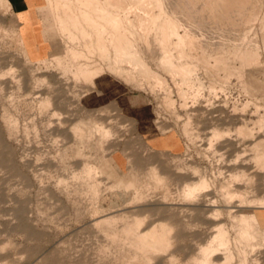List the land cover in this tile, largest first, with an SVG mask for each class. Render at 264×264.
<instances>
[{
	"label": "rangeland",
	"instance_id": "374dc122",
	"mask_svg": "<svg viewBox=\"0 0 264 264\" xmlns=\"http://www.w3.org/2000/svg\"><path fill=\"white\" fill-rule=\"evenodd\" d=\"M55 1L29 0L22 30L8 0H0V264H264L263 228L251 231L257 244L246 234V221L264 222L253 210L264 207L260 24L240 40L230 0H212L209 18L201 15L203 3L195 11L199 18L184 15L179 0H159L150 8L167 35L158 27L148 34L139 31L132 0H111L122 26L108 22L94 30L82 23L84 30H66L59 20L76 3ZM250 7L240 16L264 20V0H250ZM202 17L217 22L204 25ZM185 29L195 36L173 46L174 32L184 36ZM113 35L127 36L165 82H149L124 61L114 65ZM165 44L175 64L198 68L191 83L160 65ZM251 46L259 60L249 63L240 55ZM181 49L192 57L180 59L175 51ZM98 90L105 104L89 105ZM161 130L180 139V154L146 146V135ZM119 155L124 167L118 174L133 175L126 181L107 177L103 166ZM162 225L170 230L168 247H141L139 234ZM210 248L216 253H207Z\"/></svg>",
	"mask_w": 264,
	"mask_h": 264
},
{
	"label": "bare ground",
	"instance_id": "6f19581e",
	"mask_svg": "<svg viewBox=\"0 0 264 264\" xmlns=\"http://www.w3.org/2000/svg\"><path fill=\"white\" fill-rule=\"evenodd\" d=\"M56 1H62V2H65V4H69V2L68 1H70V0H56ZM55 1V2H56ZM105 2H102V1H100V0H73V3H76L75 4V6H73L72 7V5L69 7V8H73V12L71 13V15L70 16H66L65 17V19H60L59 20V24H60V26L62 25V27L64 28V29H66V30H69V29H75V31H77L76 29H80V30H84L83 29V25H82V23H90V25H91V27L95 30V29H100L101 28V25L103 24V23H107L108 24V22H112V23H115V24H119V25H121L122 26V20H121V18L119 17V15L116 13L117 12V9L119 8V5H117V4H114L111 0H104ZM153 1L154 2H157V1H159V0H132L131 2H132V9L131 10H133L134 11V13L136 14V17H137V19H136V21H137V23H138V25H139V31L141 32V29L144 31V32H148V34H149V31L150 30H153L154 28L156 29V30H158L156 27H158V28H160L162 31H163V34H162V36H165V35H167L166 33H165V27H166V25L164 24V23H159V24H157L156 23V21H155V18H154V16H153V12H152V10H156V9H152L151 10V8L150 7H153L152 6V3H153ZM177 1V0H176ZM214 1V0H213ZM218 1V0H217ZM220 1V0H219ZM222 1V0H221ZM225 1V0H224ZM231 1V7L233 8L232 10H233V12H234V14L233 15H231L232 16V20L234 21H236L237 19H240V20H237V22L236 23H238V25H235V26H237V28H238V30L242 33V37L240 38V40H244L245 38H247V36H249L250 34V32L253 30V27L256 25L255 23H259L260 24V27L259 28H262V29H259L260 31L261 30H263V32L262 33H264V20H262L261 19V17H260V15H252L251 17H250V20L249 19H245V16L244 17H242V16H240V14L242 15L246 10H244V7L246 8L248 5H249V7H250V0L248 1V0H230ZM229 1V2H230ZM61 2V3H62ZM71 2V1H70ZM180 2H181V0H179V5H177L178 7L180 6V7H182V8H185V7H187V8H185V9H187L186 11H185V9H184V15L186 14L185 12H188L189 11V13H190V11H191V13H193V12H195L196 11V9L198 10L199 8H201L202 7V13L204 12L205 14H206V16L209 18V16H208V13H211L212 12V9L210 8V6H211V3H212V0H186V1H184V2H187V5L185 4L184 6L182 5L181 6V4H180ZM226 2H228V1H226ZM225 2V3H226ZM229 2H228V4H229ZM252 3H254V1H251ZM255 2H257V1H255ZM181 3H183V0H182V2ZM203 3V4H202ZM51 4V3H50ZM58 3H56V6H58L57 5ZM63 4V3H62ZM72 4V3H71ZM130 4V3H129ZM157 4V3H156ZM184 4V3H183ZM198 4H200L199 6H198ZM201 4H202V6H201ZM244 4H245V6H244ZM248 4V5H247ZM254 4H256V3H254ZM176 5V4H175ZM174 4H173V7L175 6ZM216 5H217V3H216ZM62 6H65V5H62ZM176 6V7H177ZM201 6V7H200ZM214 5H212V7H213ZM220 6V5H219ZM228 6V5H227ZM251 6H254V5H252L251 4ZM256 6V5H255ZM68 6H66V8H67ZM155 7V6H154ZM168 8H169V6H167ZM177 7V8H178ZM226 7V6H225ZM229 8H230V5L228 6ZM182 8H180V9H182ZM215 6H214V12H215ZM220 8H221V6H220ZM219 8V9H220ZM251 9H252V7H250ZM256 8V7H255ZM62 9V8H61ZM161 9V8H160ZM169 9H171V8H169ZM222 9H224V7L223 8H221V10ZM247 9H249V8H247ZM259 9V8H258ZM63 10H66V9H63ZM168 10V9H167ZM183 10V9H182ZM200 10V9H199ZM199 10H198V13H200L199 12ZM226 10V9H225ZM242 10H244V12H242ZM67 11H69V9L67 10ZM119 11V10H118ZM160 11V10H159ZM179 11V10H178ZM178 11H176V12H178ZM218 11V10H217ZM216 11V12H217ZM224 11V10H223ZM230 11V10H229ZM260 11V10H259ZM70 12V11H69ZM131 12V11H130ZM161 12V11H160ZM170 11H168V13H169ZM172 12H173V9H172ZM176 12H175V14H176ZM214 12H213V14H214ZM227 12V11H226ZM231 12V11H230ZM233 12H231V13H233ZM242 12V13H241ZM123 13V12H122ZM124 13H126V15H127V11L126 12H124ZM188 13V14H189ZM201 13V15L203 16V15H205L204 13L202 14ZM246 13H247V11H246ZM65 14V13H64ZM66 14H67V12H66ZM187 14V15H188ZM193 14H195L196 15V17H197V15L198 14H196V12L195 13H193ZM225 14V13H224ZM229 14V13H228ZM260 14V13H259ZM167 15V14H166ZM177 15V14H176ZM186 15V16H187ZM189 15H191V17H192V14H189ZM195 15H193V17L195 16ZM200 14L198 15V17L199 16H201ZM230 15V14H229ZM170 15H168V17H169ZM185 16V17H186ZM205 16V17H206ZM164 17H166V16H164ZM184 17V18H185ZM206 17V18H207ZM213 17V16H212ZM212 17H211V20H212ZM227 17H228V15H227ZM124 18H125V15H124ZM170 18V17H169ZM176 18V17H175ZM183 18V19H184ZM188 18H189V16H188ZM200 18V17H199ZM198 18V19H199ZM205 18V19H206ZM207 18V19H208ZM222 18H224V17H222ZM229 18V17H228ZM126 19V18H125ZM166 19V18H165ZM187 19V18H186ZM204 20V17H202L201 18V20H202V22H203V20L206 22V21H208V20ZM230 19V20H231ZM167 20V19H166ZM185 20V19H184ZM190 20V19H189ZM195 20H196V18H195ZM200 20V19H199ZM214 20H215V18H214ZM54 21V20H53ZM173 21V20H172ZM171 21V22H172ZM191 21H194V19L192 20L191 19ZM190 21V22H191ZM209 21H210V19H209ZM127 22V21H126ZM217 22V21H216ZM216 22H212L213 24L214 23H216ZM221 22H223V21H221ZM225 22H226V20H225ZM129 23V22H128ZM169 23V22H168ZM173 23V26H174V23H176L175 21H173L172 22ZM189 23V22H188ZM192 23V22H191ZM204 23V22H203ZM207 23V22H206ZM212 23H211V21L210 22H208L206 25H208L209 24V26H211L212 25ZM110 24V23H109ZM194 24H199V21H198V23H197V20H196V23L194 22ZM201 24V23H200ZM211 24V25H210ZM219 24H220V22H219ZM219 24H217L218 26H219ZM222 24V23H221ZM224 24V23H223ZM232 23H229L228 21L224 24V25H222V27H224V28H226V29H228L229 30V28H231L232 27V25H231ZM130 25V24H129ZM137 25V26H138ZM171 25V24H170ZM176 25V24H175ZM178 25V24H177ZM180 25H182V24H180ZM204 25H205V23H204ZM57 26V25H56ZM100 26V27H99ZM117 26V25H116ZM172 25H171V27H173ZM199 26V25H198ZM201 26H202V24H201ZM221 26V25H220ZM234 26V25H233ZM55 27V26H54ZM97 27H99V28H97ZM113 27H114V25H113ZM119 27V26H118ZM117 27V28H118ZM176 27V26H175ZM186 27V26H185ZM194 27H195V25H194ZM193 27V28H194ZM207 27V26H206ZM57 28V27H56ZM187 28V27H186ZM191 28V27H190ZM212 28V27H211ZM233 28H235V27H233ZM123 29V28H122ZM134 29V28H133ZM136 29V28H135ZM170 29V28H169ZM175 29V28H174ZM189 29V28H188ZM101 30H103V29H101ZM118 30V29H117ZM120 30V29H119ZM125 30V29H124ZM176 30H177V28H176ZM186 30V33H185V35L184 36H180L178 33H177V31H175L174 33L176 34V36H177V38H179V40H178V43H173V46H176V47H180V45H185L186 44V40H187V35H190V36H193L194 34H193V32L191 31V30H187V29H185ZM193 30V29H192ZM107 31V30H106ZM106 31H105V33H106ZM134 31H136V30H134ZM162 31H161V33H162ZM201 31H202V29H201ZM227 31V30H226ZM234 31V30H233ZM54 32V31H53ZM103 32H104V30H103ZM102 32V33H103ZM120 32H121V30H120ZM128 32V31H127ZM153 32V31H152ZM151 32V33H152ZM158 32V31H157ZM255 32V31H254ZM66 33V32H65ZM69 33V32H68ZM104 33V34H105ZM131 32H129V34H130ZM154 33V32H153ZM170 33H171V31H170ZM240 33V34H241ZM108 34V33H107ZM106 34V35H107ZM137 34V33H136ZM158 34V33H157ZM173 34V33H172ZM196 34H198V33H196ZM249 34V35H248ZM252 34V33H251ZM55 35H57V32H56V34ZM66 35V34H65ZM84 35V34H83ZM132 35V34H131ZM134 35V34H133ZM150 35H153V34H150ZM169 35H171V34H169ZM254 35V34H253ZM74 36V35H73ZM82 36V35H81ZM88 36V35H87ZM109 36V35H108ZM149 36V35H148ZM154 36V35H153ZM156 37L155 38H157V35H155ZM172 36V35H171ZM195 36V35H194ZM193 36V37H194ZM197 36V35H196ZM254 36H256V35H254ZM91 36H89V38H90ZM151 37V36H150ZM167 37H170V36H167ZM189 37V36H188ZM232 37V36H231ZM261 37V36H260ZM69 38V37H68ZM134 38V37H133ZM148 38V37H147ZM146 38V39H147ZM153 38V37H152ZM154 38V39H155ZM164 38V37H163ZM174 38H175V36H174ZM101 39H103V38H101ZM132 39V38H131ZM166 39V38H165ZM170 39V38H169ZM169 39H167V40H169ZM191 39V38H190ZM189 39V40H190ZM238 39V38H237ZM237 39H235L236 41H237ZM253 39H255L254 37L251 39V41H253ZM112 40H113V42H114V44H115V46H114V49H113V55H114V60H115V62L116 63H114V65L115 64H117V62L119 63V62H125L126 64H129V65H131V66H133V67H135V68H137V71L139 70V72L142 74V76H144L147 80H149V82L150 81H152L153 83H155V84H159V83H164L165 81H164V79L159 75V74H157V73H155V72H153L152 70H151V68H150V66L144 61V59L142 58V56L139 54V52L137 51V49H136V47H135V45H134V43L127 37V36H112ZM148 40H152V39H148ZM147 40V41H148ZM166 40V41H167ZM231 40V39H230ZM234 40V41H235ZM239 40V39H238ZM239 40V41H240ZM261 40V39H260ZM264 40V39H263ZM75 41H77V40H75ZM147 41H146V43H147ZM162 41V40H161ZM164 41V40H163ZM165 41V42H166ZM171 41V40H170ZM191 41H193V40H191ZM98 42V41H97ZM151 42V41H150ZM157 42V41H156ZM158 42H159V40H158ZM157 42V43H158ZM165 42H162V43H165ZM189 42V41H188ZM110 43V42H109ZM151 43H153V42H151ZM155 43V42H154ZM156 43V44H157ZM161 43V42H160ZM167 43V42H166ZM137 44V43H136ZM167 44H169V43H167ZM175 44V45H174ZM191 44V43H190ZM97 45V44H96ZM149 45H150V43H149ZM86 46V45H85ZM151 46H152V44H151ZM151 46H149V47H151ZM159 46H160V44H159ZM167 45L165 44V46H162L163 47V55H162V58H161V60L159 61L160 62V65L164 68V70L169 74V75H171L172 77H177L176 79H182L181 81H183L184 83L185 82H190L191 83V79H192V76L193 75H195L194 73H195V71L198 69H196V67L194 66V65H192L191 63H179V64H175V62H173V60H172V55L169 53L170 52V50H168V48L166 47ZM171 46V45H170ZM154 47H156V45L154 46ZM161 47V46H160ZM151 48H153V47H151ZM181 48V47H180ZM99 49V48H98ZM225 49V48H224ZM93 50V49H92ZM100 50H102V51H106V54L108 53V55H109V52H107V49L105 48V46H103ZM155 50V53H156V51H157V49H154ZM224 51V50H223ZM234 51V50H233ZM175 52H178L179 53V56H180V59H182V58H186V60L189 58V57H192V56H190L189 55V53L187 54L186 53V51L184 50V49H181V52H179V51H175ZM222 52V51H221ZM220 52V53H221ZM226 52V51H225ZM225 52H224V55L225 56H227V53L229 52V51H227V53L225 54ZM235 52V51H234ZM237 52H238V50H237ZM100 53V52H99ZM178 53H176V55L178 54ZM208 53V52H207ZM206 53V54H207ZM236 53V52H235ZM258 53L259 52H257V50L254 48V47H249V48H247V50H245V51H242V53H241V55L240 56H242L245 60L246 59H249L250 58V61H248L249 63L252 61V59H253V61L252 62H255V60L254 59H258L259 58V55H258ZM149 54V53H148ZM153 54V53H152ZM213 54V53H212ZM217 55H218V53H216ZM232 54H234V53H232ZM100 55H102V54H100ZM237 55H239V54H237ZM153 56H155V55H153ZM205 56V55H204ZM211 56V55H210ZM214 56V55H213ZM220 56H221V54H220ZM234 56H235V54H234ZM178 57V56H177ZM222 57H224V56H221V58ZM109 58V57H108ZM107 58V59H108ZM156 58H158V57H156ZM225 58V57H224ZM87 59V58H86ZM194 59V58H193ZM218 59H220V57H219V55H218ZM240 59H242L241 57H240ZM157 60V59H156ZM243 60V59H242ZM259 60V59H258ZM105 61V60H104ZM180 61V60H179ZM183 61H185V59L183 60ZM182 61V62H183ZM210 61V60H209ZM220 61V60H219ZM107 62H108V60H107ZM110 62V61H109ZM158 62V63H159ZM207 62V61H206ZM221 62V61H220ZM243 62V61H242ZM89 63V62H88ZM125 63H123L124 64V66H125ZM218 64H219V62H218ZM118 65V64H117ZM120 66V65H119ZM160 66V67H161ZM110 67V66H109ZM128 67V66H127ZM80 68V67H79ZM114 70H116V69H114ZM119 71V70H118ZM120 72H121V75H123V74H125V76L127 75L126 73H128L126 70H124V69H120ZM92 74V73H91ZM119 76V75H118ZM125 76H123V77H125ZM128 76H129V78L131 77V75H129L128 74ZM143 77V78H144ZM194 77V76H193ZM128 78V77H127ZM128 78V79H129ZM173 78V79H174ZM153 83H152V85H153ZM161 83V84H162ZM183 83V84H184ZM197 83V82H196ZM150 84V83H149ZM154 84V85H155ZM181 85H182V83H180ZM180 84H179V86H180ZM187 85V84H186ZM154 87H156V85L154 86ZM163 87V86H162ZM153 88V87H152ZM199 89V88H198ZM153 91V90H152ZM184 93V92H183ZM182 93V90H181V94H183ZM185 94V93H184ZM184 94L182 95L183 96V98H185L184 97ZM96 129H98V128H96ZM109 131V130H108ZM99 132V131H98ZM104 132V131H103ZM103 132H102V134H103ZM108 132L106 131L105 132V137H107L108 136ZM107 138H110V136H108ZM105 140H107L106 138H104ZM264 158V157H263ZM259 159V158H258ZM262 161V160H261ZM88 170V169H87ZM188 191V190H187ZM258 213V212H257ZM241 219V218H240ZM246 226H247V231H246V234H247V236H248V240L251 242V243H256L257 244V242H253V241H256L255 240V237H254V235L256 234V233H254V235L251 233V231L253 232L254 231V229L256 228V227H259V228H263V230H264V222L261 220V219H257L256 217H254V219H252V220H249L248 222L246 221ZM243 225H244V223H243ZM161 226V225H160ZM154 229H156V228H154ZM152 230V231H150V234H148L147 232H144V233H141V234H139V241H140V244L142 245L141 247H143V248H145V249H148V250H154V251H157V250H165L166 249V247H168L167 245H168V239H167V235H168V233H169V231L170 230H168V229H166L163 225H162V227H161V229L162 230H160V231H157V230ZM245 230V229H244ZM141 231H139V233H140ZM133 234V233H132ZM137 235V234H136ZM148 236L150 237L151 236V240L152 241H147L146 239L148 238ZM243 236V235H242ZM244 237V236H243ZM148 239H150V238H148ZM223 239V238H222ZM225 239V238H224ZM219 240V239H218ZM221 240V239H220ZM132 241H134V240H132ZM259 241V240H258ZM221 242V241H220ZM263 242H264V240H263ZM137 244V243H136ZM220 244V243H219ZM222 244V243H221ZM256 244H254L255 245V247H257V246H259V245H261V244H259L258 243V245H256ZM135 245V244H134ZM222 246V245H221ZM253 246V245H252ZM251 246V247H252ZM140 247V248H141ZM138 248H139V246H138ZM144 249V250H145ZM211 249V248H210ZM137 251V250H136ZM207 253H210L211 255L213 254V253H216V251H214L213 249H211L210 251H208ZM230 253H232V252H230ZM210 256V255H209ZM208 256V257H209ZM232 256V255H231ZM213 257V256H212ZM233 257V256H232ZM228 258V257H227ZM208 259V258H207ZM208 261V260H207ZM228 261H229V259H228ZM228 261H225V262H228ZM207 263V262H206ZM229 263V262H228ZM226 264V263H225Z\"/></svg>",
	"mask_w": 264,
	"mask_h": 264
},
{
	"label": "crops",
	"instance_id": "0c3cea01",
	"mask_svg": "<svg viewBox=\"0 0 264 264\" xmlns=\"http://www.w3.org/2000/svg\"><path fill=\"white\" fill-rule=\"evenodd\" d=\"M12 12L16 17H18V28L25 30L27 29V18L29 15V11L31 10L30 2L29 0H8ZM38 17V16H37ZM42 18V17H41ZM40 18V19H41ZM104 79H96V84L97 87L99 88V84L103 83ZM94 88V87H93ZM98 95L95 97L92 96L89 99V105H104L105 104V98L101 93L97 92ZM167 131L161 130V134L157 135H146L147 140L145 141L146 146L156 149L155 146L159 147L161 151H168L172 155H178L180 154L183 149L181 147V142L180 139L175 135L172 134L171 132L168 134H164ZM175 150L176 152H172V150ZM179 150V151H178ZM106 168V173L107 177H115V181L117 180H123L126 181L125 179L128 177H133V175L129 174L126 175L124 173L118 174L119 171H122L124 167V161L121 159L120 155L119 157L115 156L113 159H109L106 161V163L103 165ZM113 170V171H112ZM117 172V173H113ZM253 210L258 211L261 215V217L264 219V207H254Z\"/></svg>",
	"mask_w": 264,
	"mask_h": 264
}]
</instances>
